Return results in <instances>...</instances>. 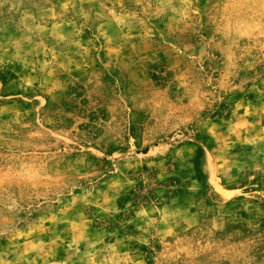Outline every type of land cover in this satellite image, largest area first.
<instances>
[{
  "label": "rangeland",
  "instance_id": "1",
  "mask_svg": "<svg viewBox=\"0 0 264 264\" xmlns=\"http://www.w3.org/2000/svg\"><path fill=\"white\" fill-rule=\"evenodd\" d=\"M0 264H264V0H0Z\"/></svg>",
  "mask_w": 264,
  "mask_h": 264
}]
</instances>
